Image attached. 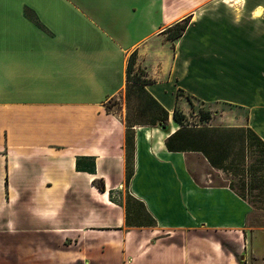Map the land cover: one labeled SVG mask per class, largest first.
Segmentation results:
<instances>
[{"label": "crops", "instance_id": "0c3cea01", "mask_svg": "<svg viewBox=\"0 0 264 264\" xmlns=\"http://www.w3.org/2000/svg\"><path fill=\"white\" fill-rule=\"evenodd\" d=\"M133 53L169 120L133 129L127 181L107 105L139 87ZM187 97L243 110L264 143V0H0V264H264L252 205L166 146Z\"/></svg>", "mask_w": 264, "mask_h": 264}, {"label": "rangeland", "instance_id": "374dc122", "mask_svg": "<svg viewBox=\"0 0 264 264\" xmlns=\"http://www.w3.org/2000/svg\"><path fill=\"white\" fill-rule=\"evenodd\" d=\"M187 103L190 111L185 126L178 128L203 131L194 137L209 141L212 158L224 167L210 170L207 182L230 186L246 199L253 208L250 226L264 231V144L248 129L246 113L225 105H204L189 97ZM108 106L111 112L124 116L126 126L127 122L146 124L161 117L157 105L137 89H127L124 98L111 100ZM126 200L130 202L128 194ZM261 241L260 252L264 254V240Z\"/></svg>", "mask_w": 264, "mask_h": 264}, {"label": "trees", "instance_id": "16d2710c", "mask_svg": "<svg viewBox=\"0 0 264 264\" xmlns=\"http://www.w3.org/2000/svg\"><path fill=\"white\" fill-rule=\"evenodd\" d=\"M190 20H191L190 18H186L183 21L177 22L173 26L169 27L164 32L165 34L168 35V40L175 41L181 38L189 26ZM136 59H137V53H133L128 61L127 81L131 84L130 86L138 85L139 87L137 88V90L146 93L144 91V86L151 84L152 81L143 79L142 75L135 73ZM129 88L133 89L132 87H129ZM149 98L160 109L161 117L158 119H153L150 123H146V124L136 123V122H133L130 124L129 122H127V126H126L127 127V181L130 180L132 176V172H133V168H132L133 153H134V130L133 129L136 126H156L158 123H159L158 125L165 126L164 123H167L169 120V113L163 108H161L154 101L152 97L149 96ZM107 111L108 112L112 111V108L108 105H107ZM179 112H180L179 110L175 111L173 115V119L178 124V126L184 127L185 126L184 124L186 121V115H184L182 112L180 114ZM187 130L188 129H179L178 132H176L173 136H171L168 139V142L166 144L168 150L170 152H200L206 156V158L209 160L210 164L214 168L219 169V170L224 169V167L220 163L216 162L212 158L210 149L208 146L209 141L207 140L205 141L203 139L201 140L199 138L194 137V136H198L203 131H199L198 133V131H187ZM250 132L252 131L250 130ZM97 186L101 191H105L104 183L97 182Z\"/></svg>", "mask_w": 264, "mask_h": 264}, {"label": "snow or ice", "instance_id": "6c2138e0", "mask_svg": "<svg viewBox=\"0 0 264 264\" xmlns=\"http://www.w3.org/2000/svg\"><path fill=\"white\" fill-rule=\"evenodd\" d=\"M238 2H239V0H238Z\"/></svg>", "mask_w": 264, "mask_h": 264}]
</instances>
